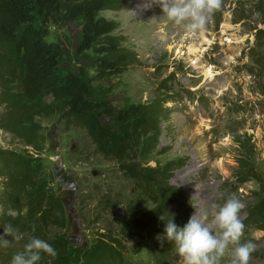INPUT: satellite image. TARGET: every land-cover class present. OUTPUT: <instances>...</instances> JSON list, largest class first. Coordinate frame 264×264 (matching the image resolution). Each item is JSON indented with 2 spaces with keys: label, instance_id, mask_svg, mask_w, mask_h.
Segmentation results:
<instances>
[{
  "label": "rangeland",
  "instance_id": "rangeland-1",
  "mask_svg": "<svg viewBox=\"0 0 264 264\" xmlns=\"http://www.w3.org/2000/svg\"><path fill=\"white\" fill-rule=\"evenodd\" d=\"M127 2V8L101 14L120 23L118 34L125 38V45L136 50L140 62L109 80L93 79V50L77 52L80 22L55 23L39 18L37 25L49 29L47 41L62 46V72L85 68L92 98L109 104L115 115L130 103L153 98L165 80L171 83L166 87L168 94L184 86L204 102L168 103L169 114L162 123L157 148L150 154L135 150L128 163L145 169L172 163L170 182L182 188L185 198L180 209L165 215V222L176 220L184 209L191 216L210 219L214 206L237 198L243 204L240 219L245 225L241 243L255 245L249 264H264V230L245 222L251 207L264 200V95L245 68L255 67L250 49L256 46L259 30L264 29V0H223L220 22L212 17L206 29L194 36L169 22L152 0ZM258 49L264 54V44ZM259 77L264 83V71ZM3 84L0 75V91ZM32 108L27 124L37 131V147L1 127L6 109L0 104V148L34 154L40 160L46 167V190L62 200L67 223L43 234L35 229L39 225L23 215L17 224L23 238L15 241L7 237L10 246L0 247V264H11L13 256L32 238L51 246L60 242L65 264H80L86 251L108 238L119 244L127 264H161L157 262V246L166 225L151 222L137 230H122L125 221L145 216L155 202L139 206L145 198L139 185L120 170L116 160L97 153L86 131L63 116L61 102L44 94ZM102 119L109 126L116 124L115 116ZM93 170L100 174L93 176ZM6 179L5 174L0 175V221ZM11 213L5 218L16 215ZM3 233L0 229V238H5ZM51 258L42 253L37 264H52ZM230 260L231 247L220 264H230ZM168 262L181 264L176 247Z\"/></svg>",
  "mask_w": 264,
  "mask_h": 264
},
{
  "label": "trees",
  "instance_id": "trees-1",
  "mask_svg": "<svg viewBox=\"0 0 264 264\" xmlns=\"http://www.w3.org/2000/svg\"><path fill=\"white\" fill-rule=\"evenodd\" d=\"M127 7V0H0V75L4 79L0 104L6 109L1 127L35 148L38 134L33 126L27 124L34 112L32 104L44 94L61 102L63 116L86 131L97 153L116 160L120 170L136 181L145 196L139 206L155 202L145 216L125 221L122 224L124 231L144 228L151 222H158L161 227L167 224V213L180 209L185 194L182 188L170 182L174 169L172 163L145 169L137 163H128V160L137 149L150 154L157 148L162 123L169 114L168 103H182L184 100L204 102L184 86L168 94L170 90L166 91V87H171V83L165 80L159 84L153 98L130 103L115 115L109 104L92 98L85 68L62 72V46L58 42L47 41L49 29L38 26L37 21L44 18L55 23L80 22L77 52L94 51L95 56L90 63L94 70L93 79L104 81L127 72L140 62L136 50L125 45V38L118 34L120 23L101 14L105 10L118 11ZM221 11L222 8L213 16L217 24ZM259 33L256 46L250 49L255 67L245 68L256 78L264 95V83L259 77L264 71V54L258 49L264 44V29ZM103 116H115V126L105 124ZM240 160H244L243 157ZM45 172L46 167L34 154L0 148V175L7 176L4 215L0 221L3 232L8 225L18 230L17 224L23 215L39 225L35 229L43 234L51 227L66 226L65 206L52 190H46ZM68 178L69 175L64 177L66 181ZM10 212L16 215L8 220L5 215ZM190 217L191 212L184 209L173 222L183 227ZM247 218L245 222L264 230V200L251 207ZM52 247L57 251V256L51 258L52 264H65L63 245L57 242ZM174 247V242L165 241L163 246L160 243L157 262L169 264V253ZM80 264L127 263L116 240L108 238L86 251Z\"/></svg>",
  "mask_w": 264,
  "mask_h": 264
},
{
  "label": "clouds",
  "instance_id": "clouds-1",
  "mask_svg": "<svg viewBox=\"0 0 264 264\" xmlns=\"http://www.w3.org/2000/svg\"><path fill=\"white\" fill-rule=\"evenodd\" d=\"M223 0H152L172 24L182 27L186 34L202 33L214 14L221 10ZM243 204L230 197L221 206H214L211 218L192 215L183 227L172 220L167 222L164 235L159 238L174 242L181 264H220L231 247L230 264H249L255 245L251 241L241 243L245 225L240 219ZM13 215V213H9ZM4 237L20 241L23 237L11 225L4 228ZM10 240L0 238V247L8 248ZM43 254L55 258L57 251L45 240L32 238L24 250L15 254L11 264H37Z\"/></svg>",
  "mask_w": 264,
  "mask_h": 264
},
{
  "label": "water",
  "instance_id": "water-1",
  "mask_svg": "<svg viewBox=\"0 0 264 264\" xmlns=\"http://www.w3.org/2000/svg\"><path fill=\"white\" fill-rule=\"evenodd\" d=\"M93 176H98L100 172L98 170H93L92 171Z\"/></svg>",
  "mask_w": 264,
  "mask_h": 264
}]
</instances>
